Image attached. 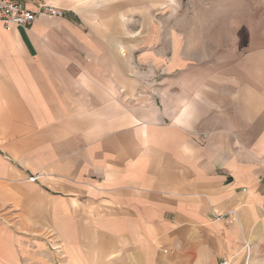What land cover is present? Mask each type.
<instances>
[{"label":"crops","instance_id":"crops-1","mask_svg":"<svg viewBox=\"0 0 264 264\" xmlns=\"http://www.w3.org/2000/svg\"><path fill=\"white\" fill-rule=\"evenodd\" d=\"M258 17L244 42L176 38L165 63L150 52L137 65L124 46L98 53L74 12L0 24V264H256Z\"/></svg>","mask_w":264,"mask_h":264},{"label":"rangeland","instance_id":"rangeland-1","mask_svg":"<svg viewBox=\"0 0 264 264\" xmlns=\"http://www.w3.org/2000/svg\"><path fill=\"white\" fill-rule=\"evenodd\" d=\"M54 1L65 13H76L79 24L91 30L94 40L105 43V49L98 53H110L112 47L124 46L127 47L124 54L128 53L131 64L135 65L141 53L150 52L157 53L165 63L170 57L171 41L176 38L185 43L187 37H192L200 49L203 43L217 49L224 41L225 44L244 42L248 35L245 27L258 25V15L264 12V0ZM232 26L242 28L232 33L227 28ZM32 178L36 181L37 176L25 181L33 182ZM7 222L3 224L9 227ZM33 235L40 239L41 232L34 231ZM254 260L256 264H264V244Z\"/></svg>","mask_w":264,"mask_h":264},{"label":"built area","instance_id":"built-area-1","mask_svg":"<svg viewBox=\"0 0 264 264\" xmlns=\"http://www.w3.org/2000/svg\"><path fill=\"white\" fill-rule=\"evenodd\" d=\"M42 16L62 19L64 11L42 0H0V24L5 29L12 26L27 29ZM31 180L35 181L33 178ZM213 217L215 220H220L227 217L236 218L237 215L235 211H229L225 215H213ZM244 248L248 253L247 243L244 244Z\"/></svg>","mask_w":264,"mask_h":264},{"label":"bare ground","instance_id":"bare-ground-1","mask_svg":"<svg viewBox=\"0 0 264 264\" xmlns=\"http://www.w3.org/2000/svg\"><path fill=\"white\" fill-rule=\"evenodd\" d=\"M248 257H249V254H248ZM249 259V258H248ZM247 263H248V261H247Z\"/></svg>","mask_w":264,"mask_h":264}]
</instances>
